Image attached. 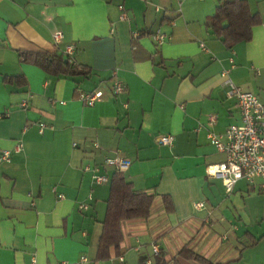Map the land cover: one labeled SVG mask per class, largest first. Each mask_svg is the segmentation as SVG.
I'll use <instances>...</instances> for the list:
<instances>
[{"label":"crops","instance_id":"1","mask_svg":"<svg viewBox=\"0 0 264 264\" xmlns=\"http://www.w3.org/2000/svg\"><path fill=\"white\" fill-rule=\"evenodd\" d=\"M245 1L262 23L228 50L207 24L219 0H0V154H10L0 162V264L80 256L85 264H173L184 247L217 264H264V195L244 181L227 194L206 174L224 160L207 135L240 122L226 80L264 103V0ZM67 47L87 76L47 75L22 61ZM114 76L124 85L118 96ZM78 90L103 94L84 106ZM160 135L173 143L158 145ZM114 157L129 162L123 174L134 190L154 199L146 219L121 223V243L97 261L109 186L83 167L109 179L115 170L104 160Z\"/></svg>","mask_w":264,"mask_h":264},{"label":"built area","instance_id":"2","mask_svg":"<svg viewBox=\"0 0 264 264\" xmlns=\"http://www.w3.org/2000/svg\"><path fill=\"white\" fill-rule=\"evenodd\" d=\"M118 9L123 11V7ZM124 14H121V19H124ZM165 35L157 32L152 36V39L157 44H162L165 40ZM53 41L59 44L63 39V34L59 31L53 33ZM72 47L65 48L64 54L69 56L72 54ZM229 88L227 96L232 97L236 101V107L239 112V124L229 125L222 135L209 133L207 135L209 143L216 149L217 152L223 154L224 160L218 164L208 166L206 174L212 177L220 178L224 190L229 194L234 185L238 181L247 183L249 190L255 191L264 195V103L258 97L250 92H244L236 87L231 81L226 80ZM124 91L123 83L116 77L111 82V92L114 96L122 94ZM102 91H93L91 93H83L78 90L79 100L84 106H92L95 102L102 98ZM211 123L215 122V117L209 118ZM43 125L39 126V132H42ZM174 141L172 135H160L156 138V142L160 146H170ZM97 147V145H94ZM22 150V144L19 142L15 147V152ZM0 162H10L9 152L0 154ZM105 166H111L115 172L123 173L129 162L119 157L105 158ZM83 171L91 173V179L95 185H105L109 182L106 175L102 174L99 167H91L86 165ZM63 198V196H59ZM90 199V196H89ZM80 209L87 208L85 205H80ZM195 210L204 209L203 203L194 204ZM225 239V238H224ZM156 253L157 248L153 247ZM87 258L80 256L74 263L58 261L48 264H85ZM30 264H37L32 259Z\"/></svg>","mask_w":264,"mask_h":264},{"label":"trees","instance_id":"3","mask_svg":"<svg viewBox=\"0 0 264 264\" xmlns=\"http://www.w3.org/2000/svg\"><path fill=\"white\" fill-rule=\"evenodd\" d=\"M262 23L259 13H251L245 0H219V5L207 22L208 28L231 50L239 43L251 40L252 28ZM22 61L38 67L52 76H87L88 72L73 65L64 53H28L22 55ZM21 77L4 79L19 81ZM108 197L105 201V215L101 222L102 232L98 241L97 261L107 260L111 247H118L122 241L121 223L126 220L146 219L150 213L154 196L134 190L131 182L123 173L113 172L108 182ZM161 201L166 213L173 212L169 196L162 195ZM173 264H217L199 253L182 248ZM179 259L182 261H179ZM161 264H164L161 263Z\"/></svg>","mask_w":264,"mask_h":264},{"label":"rangeland","instance_id":"4","mask_svg":"<svg viewBox=\"0 0 264 264\" xmlns=\"http://www.w3.org/2000/svg\"><path fill=\"white\" fill-rule=\"evenodd\" d=\"M216 155V159H217V161L216 162H220L221 160H222V158H223V156H221V155H219V154H217V153H215ZM220 196L222 197V198H224V199H226L229 203H230V201H231V199H230V195H223V194H220ZM247 197V196H246ZM231 204V203H230ZM241 204H239L238 206H236L237 207V213L239 212V213H241ZM232 209V208H231ZM232 211L234 212V210L232 209ZM242 214V213H241ZM239 222L240 221H237V224H238V226L240 225L239 224ZM240 226H242V228H243V226H244V222H242V224L240 225ZM248 228H250V226L248 227ZM215 230L217 231V234L218 235H220L221 233H223V231L220 229V226L218 225V227L217 228H215ZM241 231V230H240ZM233 242V240L232 239H229V241L228 242H224V243H222V244H229V243H232Z\"/></svg>","mask_w":264,"mask_h":264}]
</instances>
